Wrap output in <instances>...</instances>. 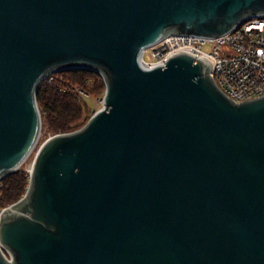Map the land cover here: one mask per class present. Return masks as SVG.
I'll list each match as a JSON object with an SVG mask.
<instances>
[{"label":"water","instance_id":"1","mask_svg":"<svg viewBox=\"0 0 264 264\" xmlns=\"http://www.w3.org/2000/svg\"><path fill=\"white\" fill-rule=\"evenodd\" d=\"M263 14L264 0H0V179L38 142L44 77L105 83L0 207V264H264V94L235 101L201 53L140 60L167 35Z\"/></svg>","mask_w":264,"mask_h":264},{"label":"built area","instance_id":"2","mask_svg":"<svg viewBox=\"0 0 264 264\" xmlns=\"http://www.w3.org/2000/svg\"><path fill=\"white\" fill-rule=\"evenodd\" d=\"M181 49L208 57L211 75L235 101L264 94V14L247 17L215 38L167 35L145 48L140 60L150 67L164 63L167 56Z\"/></svg>","mask_w":264,"mask_h":264},{"label":"trees","instance_id":"3","mask_svg":"<svg viewBox=\"0 0 264 264\" xmlns=\"http://www.w3.org/2000/svg\"><path fill=\"white\" fill-rule=\"evenodd\" d=\"M103 77L90 68L51 72L38 84L36 99L41 118L53 133L73 131L90 117L88 99L102 97ZM29 172L18 167L0 179V207L19 199L26 191Z\"/></svg>","mask_w":264,"mask_h":264},{"label":"rangeland","instance_id":"4","mask_svg":"<svg viewBox=\"0 0 264 264\" xmlns=\"http://www.w3.org/2000/svg\"><path fill=\"white\" fill-rule=\"evenodd\" d=\"M203 47L205 49H210L209 45H204ZM101 98L102 97H91V98L88 99V104L90 105L88 111H89L90 116L98 108L101 107V105H102ZM52 134H54V133L48 128L47 123L42 119L41 131H40V136H39L38 142L36 143L35 147L31 151V153L26 157V159L22 162V164L19 167H21V168L25 169L26 171H28L38 146L41 144V142L44 139H46L49 135H52Z\"/></svg>","mask_w":264,"mask_h":264}]
</instances>
